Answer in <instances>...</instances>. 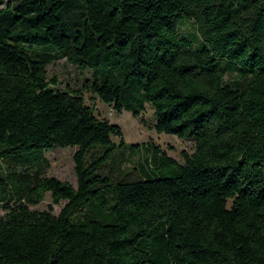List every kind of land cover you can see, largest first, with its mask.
Instances as JSON below:
<instances>
[{
    "label": "trees",
    "instance_id": "16d2710c",
    "mask_svg": "<svg viewBox=\"0 0 264 264\" xmlns=\"http://www.w3.org/2000/svg\"><path fill=\"white\" fill-rule=\"evenodd\" d=\"M61 57L194 150L105 170L139 145L48 79ZM69 146L76 188L48 175ZM0 203V264H264V0H0Z\"/></svg>",
    "mask_w": 264,
    "mask_h": 264
},
{
    "label": "rangeland",
    "instance_id": "374dc122",
    "mask_svg": "<svg viewBox=\"0 0 264 264\" xmlns=\"http://www.w3.org/2000/svg\"><path fill=\"white\" fill-rule=\"evenodd\" d=\"M183 35H188L193 38L195 29L191 21H187L186 25L181 28ZM47 77L51 79L56 77V86L61 90L81 91L86 104L93 107L94 112L101 118L108 119L110 122L118 124L122 128L123 137L126 144H138L135 150H127V147L122 148V155H114L111 160L104 166L105 170H111L114 174L119 171H127L130 175H137L146 170L149 165L152 151H146L143 148V143H153L164 150L167 154L175 158L180 163H183L182 151L191 153L194 150V141L191 139H182L174 134L158 132L155 128L156 117L154 108L146 104L145 110L141 113V117H134L132 113L123 109L118 113L113 105L106 104L94 94L88 86L87 79L92 76V70H79L76 66L69 63L66 58L61 57L47 65ZM235 74L227 73L226 79H233ZM118 141L117 137H114ZM145 147V146H144ZM77 150L76 146L56 147L45 151L46 157L49 159L50 167L48 175L56 177L60 180H65L77 187V176L74 169V154ZM123 159L120 165L119 159ZM150 168V167H149ZM121 169V170H120ZM65 201L60 204H54L51 194L47 192L44 199L36 205H30L31 209L49 210L51 207L54 214H58L64 206ZM5 210L0 203V214H4Z\"/></svg>",
    "mask_w": 264,
    "mask_h": 264
}]
</instances>
